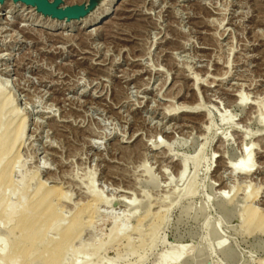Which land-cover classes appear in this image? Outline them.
I'll use <instances>...</instances> for the list:
<instances>
[{"label": "rangeland", "instance_id": "374dc122", "mask_svg": "<svg viewBox=\"0 0 264 264\" xmlns=\"http://www.w3.org/2000/svg\"><path fill=\"white\" fill-rule=\"evenodd\" d=\"M89 3L62 0L59 9ZM30 7L0 2V87L28 121L13 180L36 176L67 194V219L93 204L92 190L101 195L106 204L90 209L81 242L93 249L103 241L104 264H156L182 252L172 264L264 263V236L243 235L239 223L245 208L264 212V0H99L71 21ZM105 9L104 22L91 26ZM247 146L251 173H233L229 164L245 160ZM191 179L196 197L184 198ZM131 200L138 209L124 205ZM163 220L151 251L117 258L127 250L124 241L109 244L117 225L130 224L137 247ZM140 222L145 239L134 233ZM2 227L0 238L10 226Z\"/></svg>", "mask_w": 264, "mask_h": 264}, {"label": "bare ground", "instance_id": "6f19581e", "mask_svg": "<svg viewBox=\"0 0 264 264\" xmlns=\"http://www.w3.org/2000/svg\"><path fill=\"white\" fill-rule=\"evenodd\" d=\"M32 7L33 9H37V7ZM11 8L12 7H10V9ZM29 8L31 7L29 6ZM109 13L110 9H105V11H103L91 22V26L102 24ZM42 27L53 30V26L50 25H43ZM79 30L80 29H78L77 31ZM66 31H74V28L67 27ZM13 96L14 95H12L10 92L8 93L7 89L5 90V88L3 89V87H0V229L2 225L5 226L4 228L10 226L6 229V237L0 238V264H104V260L102 261V259H100V254L104 249L103 241L102 245L100 243L101 246L98 245L93 249V245L91 246V249H88L86 247L88 245L83 246L84 244H82L81 242L83 233L85 232L86 228L92 225L91 220H87V218L91 217L90 214L92 211H95L97 209V205L99 206L100 203L106 204V200H103V198L100 197L101 195H96V193L93 192L94 190H92V188V197L94 201L93 204L78 209L71 219H67L61 212V206H63L61 205V203L65 201V199H67V194L61 192V190L58 188H50L42 182L36 181V176H33L32 178L23 176L21 183H16L13 180V173L15 172L18 165H20L18 159V150L23 141L28 122L27 119H19L17 109L13 105ZM238 99L239 103H244L247 100L242 93ZM195 109L198 112L201 111V107L199 106ZM196 110H194L193 112H195ZM197 111L195 112L196 114L198 113ZM204 112H206L207 116L211 118V114L209 112L205 110ZM230 119L228 118V120ZM228 120L227 123L230 122ZM250 147L251 146H247V155L245 156V160L235 162L233 163V165H230L228 163V167L233 173H243L246 175L251 173V169L253 167V155L252 151H250ZM190 160L192 162L193 159ZM201 161L202 160L200 156L194 158L192 163L195 167H193L196 169ZM179 165L181 169L180 177L184 178L188 172L190 162L189 160H185L179 162ZM149 172V170H145V173H148V175ZM32 181H36L35 185L31 183ZM153 181H155V179H153ZM153 181L150 182L155 185ZM91 182L93 183V180ZM191 182L193 183H190L184 190V198L185 196H190V198L191 196L194 197L197 193V183L194 184L193 180ZM32 185L34 186V188ZM15 197L17 198L16 202L13 201ZM145 199L146 201H144L143 206H146L149 202L148 198ZM124 205L127 208L132 209L133 211L135 209H138V203L136 201L131 200L130 203L127 202ZM90 209H92V211ZM190 210V207L186 208V215L190 212ZM158 213L152 214H155L156 216L158 215ZM94 214H97V212H95ZM199 214H201V210L195 212L194 219H197ZM148 217L149 215H146L144 219H148ZM239 218V223L242 224V226H240L242 227L243 235L253 236L259 233L258 235L262 234L264 236V212H260L254 207H249L248 209L245 208L240 211ZM159 219L160 218H158V220ZM155 220H157V218H155ZM164 220L162 222L159 221L160 224H151V228L149 231L150 234L147 233L149 236L145 234L149 237V239L146 240L148 242H143L141 246L137 247H134L130 243L131 237L127 234L128 227L125 228L124 226L128 222H124L125 224L120 223L119 225H117L114 233L109 236V244H113L116 241L113 244L115 245L118 241H124L126 248L123 249H127L125 253H121L122 251L118 253L117 258L119 260H122L131 256H136L138 254H142L141 257H143L146 251L149 250V248L151 249V247L153 246L152 244L155 241L157 233L160 230L159 228L162 225L161 223H163ZM208 227H210V225ZM142 230V224L140 222V224L135 228L134 233H138V237L145 239L146 236L142 234ZM210 230L211 229H209V231ZM219 234L220 233L216 228L215 230L209 232L208 237L210 239H217L218 247L221 250L226 249V245L224 246V241L221 237H219ZM4 235L5 234L3 233V236ZM119 242L117 243V245L120 247L119 244L122 243ZM105 244H108V242H106ZM109 244L108 247L105 245V247L108 249L112 248L109 247ZM106 252L107 251H105L103 254H105ZM181 254L184 255V252H182ZM202 254L203 252L201 245V250H197L195 255L200 257ZM182 255L176 257L174 255L169 256L161 254L156 264H172L179 261ZM102 257L103 255L101 256V258ZM105 262L107 263L108 261ZM107 264L115 263L110 261Z\"/></svg>", "mask_w": 264, "mask_h": 264}, {"label": "water", "instance_id": "95a60500", "mask_svg": "<svg viewBox=\"0 0 264 264\" xmlns=\"http://www.w3.org/2000/svg\"><path fill=\"white\" fill-rule=\"evenodd\" d=\"M6 0H0L4 3ZM15 2H23L28 6L37 7L38 11L46 16H51L59 20L68 19L77 20L87 16L97 5L99 0H90L88 6H75L65 10L59 9L62 4V0H56L54 3H50L48 0H14Z\"/></svg>", "mask_w": 264, "mask_h": 264}]
</instances>
